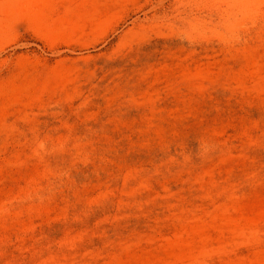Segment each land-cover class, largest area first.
<instances>
[{"label":"rangeland","instance_id":"374dc122","mask_svg":"<svg viewBox=\"0 0 264 264\" xmlns=\"http://www.w3.org/2000/svg\"><path fill=\"white\" fill-rule=\"evenodd\" d=\"M0 264H264V0H0Z\"/></svg>","mask_w":264,"mask_h":264}]
</instances>
